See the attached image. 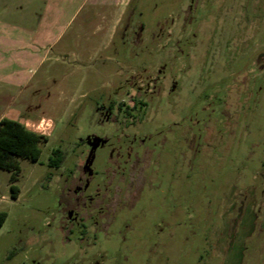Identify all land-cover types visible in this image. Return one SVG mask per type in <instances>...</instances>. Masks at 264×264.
I'll return each mask as SVG.
<instances>
[{
	"label": "rangeland",
	"instance_id": "374dc122",
	"mask_svg": "<svg viewBox=\"0 0 264 264\" xmlns=\"http://www.w3.org/2000/svg\"><path fill=\"white\" fill-rule=\"evenodd\" d=\"M120 1L0 43V117L47 137L0 166V264H264V0Z\"/></svg>",
	"mask_w": 264,
	"mask_h": 264
},
{
	"label": "crops",
	"instance_id": "0c3cea01",
	"mask_svg": "<svg viewBox=\"0 0 264 264\" xmlns=\"http://www.w3.org/2000/svg\"><path fill=\"white\" fill-rule=\"evenodd\" d=\"M3 1V5L6 7L2 10L4 12L7 11V8H13L12 14L19 19L24 18L22 15V11L25 9L26 4L30 2V0H0ZM37 3V7H39V24L38 26L31 31L29 27L21 26L19 24L18 26L16 22L13 23H8L6 21H3L1 17H4V14H0V43L1 41L5 43L6 49L9 48V46H16V43L24 42V41H30L31 44H34L35 41L41 42L42 39L43 41L47 42H57L59 38L58 36L55 35V31H58L62 33V31H65L66 27L72 22L73 18L77 15L79 10H83L86 7L89 8L87 13L84 15V19L80 20V23H78V30L77 32H84L86 31L87 27V21L90 20L91 18L94 17V13L98 14L97 9H101L104 6H112L116 7L120 4V0H34ZM77 2V4L75 3ZM25 3V5H24ZM74 4H76L75 9L73 10ZM43 6L47 7L49 10L50 17L48 18V21L45 22V17L43 16ZM68 10L71 13V16H68ZM81 10V11H82ZM80 14V13H79ZM68 17V18H67ZM67 18V20H66ZM64 20H66V23L64 24ZM2 21L4 22L5 26L3 25ZM8 23V24H7ZM7 24V25H6ZM102 27V26H101ZM28 28V29H27ZM99 29L100 31V25H95V31ZM115 30V29H114ZM21 31L25 32V36H23V33ZM26 31L29 33L33 32L35 34L32 38L29 37L30 35H26ZM54 33V34H52ZM27 37V39H26ZM31 38V39H30ZM10 42V45L7 43ZM25 43V42H24ZM1 46V45H0ZM66 47V46H65ZM2 117H0L1 119Z\"/></svg>",
	"mask_w": 264,
	"mask_h": 264
},
{
	"label": "trees",
	"instance_id": "16d2710c",
	"mask_svg": "<svg viewBox=\"0 0 264 264\" xmlns=\"http://www.w3.org/2000/svg\"><path fill=\"white\" fill-rule=\"evenodd\" d=\"M43 138L47 140L46 136L28 128L20 120L3 117L0 120V166L18 170L17 156L39 160L42 153L39 143ZM53 153L50 164L58 165L60 159L57 161L56 157H61L62 151L56 149ZM6 215V212H0V223Z\"/></svg>",
	"mask_w": 264,
	"mask_h": 264
},
{
	"label": "flooded vegetation",
	"instance_id": "af4514ba",
	"mask_svg": "<svg viewBox=\"0 0 264 264\" xmlns=\"http://www.w3.org/2000/svg\"><path fill=\"white\" fill-rule=\"evenodd\" d=\"M2 118H3V117H2ZM2 118H1V119H2ZM1 119H0V120H1ZM106 207H107V208H109L108 206H106ZM105 215H107V212H106V214H105ZM100 216H101V215H99V214H98V217H100ZM103 217H104V216H103Z\"/></svg>",
	"mask_w": 264,
	"mask_h": 264
}]
</instances>
